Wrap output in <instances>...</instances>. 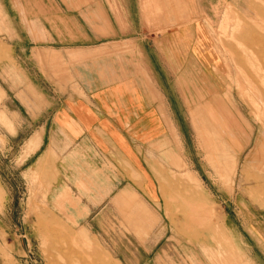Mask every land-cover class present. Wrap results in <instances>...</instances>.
I'll use <instances>...</instances> for the list:
<instances>
[{
    "label": "rangeland",
    "instance_id": "374dc122",
    "mask_svg": "<svg viewBox=\"0 0 264 264\" xmlns=\"http://www.w3.org/2000/svg\"><path fill=\"white\" fill-rule=\"evenodd\" d=\"M14 1L0 0V264H125L144 245L159 248L150 264H264V0H185L197 19L179 0L133 15L152 58L168 41L172 117L142 141L157 199L112 206L94 230L57 217L26 163L30 133L66 99L51 89L41 21L20 20ZM141 213L140 226L117 221Z\"/></svg>",
    "mask_w": 264,
    "mask_h": 264
},
{
    "label": "crops",
    "instance_id": "0c3cea01",
    "mask_svg": "<svg viewBox=\"0 0 264 264\" xmlns=\"http://www.w3.org/2000/svg\"><path fill=\"white\" fill-rule=\"evenodd\" d=\"M179 1L192 18L200 16L194 6ZM156 4L157 10H170L164 6L174 0L14 1L20 20L41 21L46 51L54 57L49 59L51 89L66 99L30 133L26 143L38 145L26 163L42 175L51 211L72 227L94 230V219L112 206L119 212L124 206L128 214L127 208L140 211L145 206L140 195L157 199L142 141H156L172 117L164 79L170 76L164 49L168 41L166 36L159 39V47L153 41L158 54L152 58L151 42L134 26L133 17L152 13ZM251 4L255 7L257 0ZM124 217L117 221L138 223L134 227L147 219L145 213L142 219ZM153 253L159 248L134 246L125 251L131 255L125 264H150L156 259Z\"/></svg>",
    "mask_w": 264,
    "mask_h": 264
}]
</instances>
